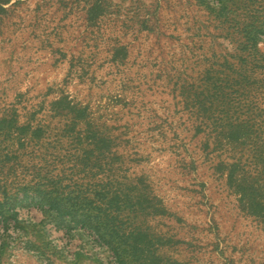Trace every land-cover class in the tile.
Listing matches in <instances>:
<instances>
[{
	"label": "rangeland",
	"instance_id": "rangeland-1",
	"mask_svg": "<svg viewBox=\"0 0 264 264\" xmlns=\"http://www.w3.org/2000/svg\"><path fill=\"white\" fill-rule=\"evenodd\" d=\"M263 13L0 0V264H264V35L237 30Z\"/></svg>",
	"mask_w": 264,
	"mask_h": 264
},
{
	"label": "trees",
	"instance_id": "trees-1",
	"mask_svg": "<svg viewBox=\"0 0 264 264\" xmlns=\"http://www.w3.org/2000/svg\"><path fill=\"white\" fill-rule=\"evenodd\" d=\"M233 5H235L233 3ZM241 15V13L239 14ZM238 15V16H239ZM248 17V16H247ZM250 18V17H248ZM249 27V35H253V37H258L260 35H264V13L263 15H258L256 18H250L249 21H247L246 19H244V21L240 20L238 21V31H244L243 28H247ZM237 31V32H238ZM27 133L29 131H31V137L36 138V134L38 132L37 131H32V127L30 125V127H27L26 129ZM40 133V131H39ZM29 143V140H28ZM34 199L37 198V202L42 203L43 202V198L42 196L38 197L36 195H34L33 197ZM65 202V201H64ZM67 204V203H66ZM52 208V207H50ZM49 208V209H50ZM53 209L55 210V212L57 213L58 216H60L63 220L65 219H70L71 221L76 222L77 224H81L80 228H83L85 231H91L96 233L102 240H104V243H106L109 248L113 251V253L116 255V258L120 259L122 251H121V243L119 241H117L116 236H119V233L116 229V227L112 226H106L104 227V225L102 224H95L93 223V221L91 220V212L88 208H86V206L82 207V206H77V205H69V202L67 205L62 206V201H57L55 202V207H53ZM10 216L13 217V219H17L16 218V214L14 210L9 211ZM63 227L66 228L67 231L72 230L73 228L76 227V225L72 226L71 224H67V223H63Z\"/></svg>",
	"mask_w": 264,
	"mask_h": 264
}]
</instances>
